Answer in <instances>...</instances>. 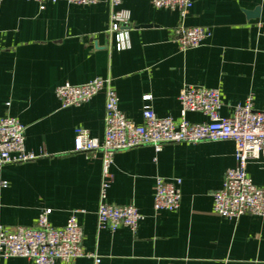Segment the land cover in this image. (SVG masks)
I'll return each mask as SVG.
<instances>
[{"label": "crops", "instance_id": "0c3cea01", "mask_svg": "<svg viewBox=\"0 0 264 264\" xmlns=\"http://www.w3.org/2000/svg\"><path fill=\"white\" fill-rule=\"evenodd\" d=\"M256 16L249 15L256 9ZM125 9L130 46L115 47L110 31L113 10ZM209 26L200 46L181 50L173 27ZM111 78L119 108L136 123L150 104L159 116L180 117L184 85L218 88L221 114L231 115L249 97L264 107V0H193L186 16L151 0H123L112 7L35 0L0 1V116L17 117L26 129V148L36 157L0 167V224L33 226L41 208L50 222L65 224L72 210L84 229L83 246L95 257L73 264H264V217L227 218L214 212L213 194L235 165L233 140L145 145L118 151L107 189L110 202L133 203L143 214L137 230L98 229L102 182L100 152L75 151V129L104 136L105 92L81 105L62 107L56 87ZM152 98L145 100L144 95ZM193 122L207 119L188 112ZM247 172L264 188V158ZM180 178L178 210L157 211V177ZM7 185L4 186V182ZM0 264H31L11 257ZM57 264H63L58 262Z\"/></svg>", "mask_w": 264, "mask_h": 264}, {"label": "built area", "instance_id": "2783aa9c", "mask_svg": "<svg viewBox=\"0 0 264 264\" xmlns=\"http://www.w3.org/2000/svg\"><path fill=\"white\" fill-rule=\"evenodd\" d=\"M1 1V0H0ZM41 9L57 0H35ZM71 3L95 4L107 1L112 7L123 0H67ZM157 7L177 9L184 18L193 0H151ZM129 18L125 9L113 10L110 31L114 32L115 47L123 50L130 46L129 30L122 23ZM209 26L186 25L183 21L173 27L172 38L181 50L198 47L209 37ZM105 92L104 136L92 137L84 127L75 129V151L100 152L102 156V182L97 208L98 229L112 232L121 226L137 230L143 214L133 203L110 202L107 189L112 180L111 166L114 155L121 150L150 145L156 151L167 143H198L202 141L233 140L235 143L234 166L225 172L222 186L213 194L214 212L227 218L244 214L264 217V188L256 185L247 172L253 159L264 158V107L255 109L249 97L238 104L231 115L221 114L223 105L218 88L201 85H184L179 93L180 117L159 116L150 104L143 108V122L136 123L119 108V97L111 78L96 76L91 80L72 84L65 82L56 87L62 107L81 105L90 101L100 91ZM150 94L144 95L150 100ZM188 112H202L207 119L193 122ZM26 129L17 117L0 116V167L32 160L36 155L26 148ZM180 178L157 177L154 188V208L157 211L178 210L181 204ZM7 182H4V186ZM72 210L62 226L50 222L51 208H41L36 224L17 225L13 228L0 224V262L11 257L27 258L31 264H73L82 256L100 258L85 250L84 229Z\"/></svg>", "mask_w": 264, "mask_h": 264}, {"label": "water", "instance_id": "95a60500", "mask_svg": "<svg viewBox=\"0 0 264 264\" xmlns=\"http://www.w3.org/2000/svg\"><path fill=\"white\" fill-rule=\"evenodd\" d=\"M258 13H259V9L257 8L253 12H250L249 15L256 16V15H258Z\"/></svg>", "mask_w": 264, "mask_h": 264}]
</instances>
